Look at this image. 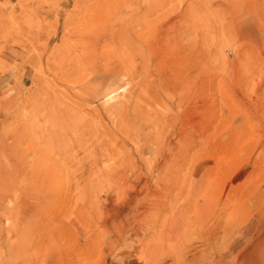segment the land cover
<instances>
[{
	"label": "rangeland",
	"instance_id": "1",
	"mask_svg": "<svg viewBox=\"0 0 264 264\" xmlns=\"http://www.w3.org/2000/svg\"><path fill=\"white\" fill-rule=\"evenodd\" d=\"M166 165L264 236V0H0V264L43 254L10 226L76 219L59 179Z\"/></svg>",
	"mask_w": 264,
	"mask_h": 264
},
{
	"label": "bare ground",
	"instance_id": "2",
	"mask_svg": "<svg viewBox=\"0 0 264 264\" xmlns=\"http://www.w3.org/2000/svg\"><path fill=\"white\" fill-rule=\"evenodd\" d=\"M182 164H187L186 157L179 159L178 165ZM167 165L160 174L154 173L157 166L145 174L100 170L103 175L88 171L59 179L57 199L78 196L76 219L56 225L10 226L11 235H7L12 238L5 241L8 251L15 253L14 248L24 243L25 254L33 245L42 248V255L24 258L20 254L24 260L19 264H264V236L254 237L245 246L246 237L239 236V228L230 221L241 213L238 206L226 210V221H217L214 180L206 174L179 176ZM102 195H107L106 202H101Z\"/></svg>",
	"mask_w": 264,
	"mask_h": 264
}]
</instances>
